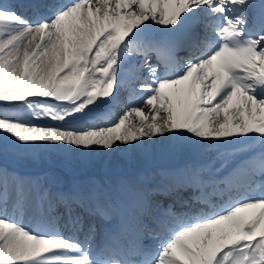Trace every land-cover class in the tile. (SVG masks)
Wrapping results in <instances>:
<instances>
[{
    "label": "snow or ice",
    "instance_id": "snow-or-ice-1",
    "mask_svg": "<svg viewBox=\"0 0 264 264\" xmlns=\"http://www.w3.org/2000/svg\"><path fill=\"white\" fill-rule=\"evenodd\" d=\"M0 264H264V0H0Z\"/></svg>",
    "mask_w": 264,
    "mask_h": 264
},
{
    "label": "rangeland",
    "instance_id": "rangeland-1",
    "mask_svg": "<svg viewBox=\"0 0 264 264\" xmlns=\"http://www.w3.org/2000/svg\"><path fill=\"white\" fill-rule=\"evenodd\" d=\"M135 160L136 159H134L132 162H134ZM140 162H141V160H140ZM140 162H138V163H140ZM59 163H60V161H59V158L57 157L56 154L48 153V154H46L45 159L38 165L37 168L29 169V170L27 169V171L36 172V171H40L42 169H56L58 171H61L60 170L61 165ZM109 163H110V166H114V167H123L124 164H125L120 159V157H119V155L117 153L110 157ZM95 167H96V165H93V166L89 167L88 169H86L85 173H78V174H80V175H83V174L91 175L92 174V169L95 168Z\"/></svg>",
    "mask_w": 264,
    "mask_h": 264
},
{
    "label": "bare ground",
    "instance_id": "bare-ground-1",
    "mask_svg": "<svg viewBox=\"0 0 264 264\" xmlns=\"http://www.w3.org/2000/svg\"><path fill=\"white\" fill-rule=\"evenodd\" d=\"M104 106H105V107H109V104L104 105ZM105 111H107V110L105 109ZM106 113H107V112L103 113L102 116L105 115ZM112 155H113V154H112ZM112 155H111V156H112ZM111 156H110V157H111ZM110 157H109V158H110Z\"/></svg>",
    "mask_w": 264,
    "mask_h": 264
}]
</instances>
